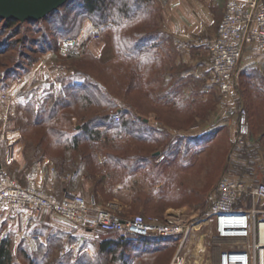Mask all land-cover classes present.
I'll return each mask as SVG.
<instances>
[{"label": "rangeland", "instance_id": "obj_1", "mask_svg": "<svg viewBox=\"0 0 264 264\" xmlns=\"http://www.w3.org/2000/svg\"><path fill=\"white\" fill-rule=\"evenodd\" d=\"M224 2L225 9L226 0ZM57 12L58 14L48 20L35 24L7 28L0 22V90L16 95L11 104L0 103V143L6 141L7 133L13 128L21 132V136L28 144L29 140L37 141L44 136L46 126L33 125L35 116L44 107L48 97L63 95L65 89L74 83L80 84L87 79L91 82L95 80L97 83L98 80L111 86L112 91H108L109 95L122 93L128 73L126 72L125 78L124 73H120L123 69V59L117 56L113 47L112 27L107 25L102 28L97 27L90 19L81 15L80 11L71 13L66 17L67 19L63 18L66 10L59 9ZM62 19H65L66 23L63 26ZM94 28L99 29L100 34L98 37L89 36L86 51L81 57L77 59L60 57V46L78 39L83 35L82 31L87 33ZM168 46L165 44L164 50L167 51L165 54H168L170 47ZM155 64L144 71V84L141 89L148 91L147 95H151L152 100L143 98L144 111L138 112L135 104L133 105V102L141 100L138 96L141 91L138 88L128 94L134 95L132 101L118 98L116 109L109 111V116L111 118L114 115L120 116L119 110H125L135 119L139 117L145 119L149 122V124L145 123L149 128L162 132L161 138L157 136L162 142L138 146L149 154L150 160L146 169L123 174L120 170L117 172L109 166H104L107 171L106 189L121 184L134 191L140 190L131 195L133 198L141 192L140 205L145 197L151 199H148L151 213H146L141 207L136 209L127 207L120 209L121 217L141 215L144 218H161L172 213H181L189 227L185 235L173 238L166 250H158L159 252L154 253L150 250H148L150 252L127 251L128 264H171L176 255L184 257L185 264H211L218 258L220 251L228 248L232 243L221 241L216 237L214 225L205 212L207 194L223 176L235 178L248 185L264 184V66L253 68L251 79H241L236 84V94L232 96L231 105L240 106L239 101L244 99L242 106L247 112L249 124L247 135L241 141H237V121L235 122L227 110L221 107L222 99L216 89L211 84V86L207 85V57L206 67L201 70L205 79L201 83L191 85H174L171 81L166 87L164 74H161L162 69L159 64L158 66ZM58 67H63L64 71L56 72L55 69ZM171 89L177 91L175 97H164L165 91ZM189 90L190 93H186ZM207 95L210 98L209 108H211V113H208L209 116L211 115L209 121H207ZM158 100L160 104L163 103L162 100L165 101L164 103L170 102L169 107L173 104L177 106L178 112L170 113V116L172 115L170 119L178 117L176 120L178 127H169L157 119L156 112L152 111L155 106L152 102ZM187 107L190 109L189 113ZM150 109L151 111H148ZM82 114L78 109L62 110L54 125L57 130L70 137L77 132L81 124L79 116ZM194 138L196 143L192 142L195 141ZM49 140L47 137V143L40 146L43 147L42 149H38L35 143L29 144L31 154L35 156L34 152L44 149L51 154L60 152L61 148H48ZM104 143L105 140L101 139L96 147ZM116 143L110 141L109 145ZM128 144L129 151H133L134 144L129 141ZM4 148L7 162H11L12 147L6 144ZM154 153L158 155L152 156ZM40 155L44 156L41 152ZM101 157L104 164L103 156ZM51 161L57 168L55 161ZM101 169L102 167L99 168V173ZM4 172L8 174L5 170ZM12 178L21 184L20 181ZM82 187H85L83 181ZM76 194L83 197L81 193ZM105 197L110 199L112 196L106 194ZM47 218L53 219L60 225L66 223L55 216ZM66 228L62 230L63 232H51V234L47 229L36 228L37 234L42 236L41 241L37 239L31 241L30 236L26 240L9 233L3 238V232L0 231V241L8 239L15 256L17 248L29 256L28 261H23L20 256L17 257L15 260L18 264H123L124 259L120 258L121 249L113 250L116 252L111 254L100 251V244L107 238L117 239L116 235L100 232L92 235H76L74 229L68 226Z\"/></svg>", "mask_w": 264, "mask_h": 264}, {"label": "built area", "instance_id": "obj_2", "mask_svg": "<svg viewBox=\"0 0 264 264\" xmlns=\"http://www.w3.org/2000/svg\"><path fill=\"white\" fill-rule=\"evenodd\" d=\"M82 36L59 48L63 59H77L86 51L90 35L100 30L82 31ZM206 44L210 84L221 97V107L237 121V141L248 133V115L244 107L229 104L235 95L236 80L244 53L252 49L264 55V1L226 0L224 14L215 37ZM63 72V67L55 69ZM16 95L0 90V103L11 104ZM118 121L119 116L114 115ZM206 213L214 225L216 237L231 242L219 255L218 264H264V184L248 185L229 176L221 177L207 194ZM0 210L23 211L30 219L47 213L86 231L116 235L120 243L137 238L168 239L185 235L189 227L180 213L161 218L141 215L121 217L113 203L89 206L76 193L62 197L40 190L32 175L22 185L0 168ZM31 225V224H30ZM38 240H41L37 237ZM171 264H185L176 255Z\"/></svg>", "mask_w": 264, "mask_h": 264}, {"label": "trees", "instance_id": "obj_3", "mask_svg": "<svg viewBox=\"0 0 264 264\" xmlns=\"http://www.w3.org/2000/svg\"><path fill=\"white\" fill-rule=\"evenodd\" d=\"M59 9L66 10V14L63 15L65 19L71 13L80 11L81 15L90 19L95 26L100 28L106 25L112 27L114 30L113 47L117 56L123 59V69L120 70V73H124V78L126 72L128 74L122 93L109 95V92L112 91L110 85L103 84L98 80L97 83L95 80L91 82L87 79L83 83H74V85L66 88L63 95L48 97L44 107L35 116L33 124L35 126H46V134L37 141L29 140V144L35 143L38 149H42L43 147L40 146L47 143L46 139L49 137L48 143L50 145L48 148L58 147L61 150L56 154H51L44 151V149L43 151L34 152V155L39 156L41 152L42 155L44 154V156L55 161L60 172L75 169L77 172L83 170L88 175L94 174L98 169L95 163L97 153L103 154L105 166L116 168L123 174L146 169L150 160L149 154L138 146L148 145L151 142L154 144L162 142V139L157 138V136L161 138L162 132L149 128L142 118L135 119L125 110H119V121L115 122L109 116V111L116 109L118 98L132 101L134 95L128 94L131 93V90L138 88L141 91L138 95L141 100L140 102H133L138 112L142 113L144 111L145 107L142 106V102L145 98L151 100V95H147L149 92L141 89L144 84V71L146 72L154 63H156V66L158 64L156 54L153 52L156 48L157 36L154 33L153 14L155 9L151 0H69ZM59 9L42 20H48V18L58 14ZM65 19L61 20L62 26L66 24ZM0 22L7 28L36 23H20L14 20H0ZM169 96L175 97V95L164 97ZM162 101V104L159 103V100L155 103L152 102V104H155L154 107L151 106L154 108L152 111L156 112L157 119L163 124L172 128L178 127L179 124L176 122L178 117L170 119L172 116H170V113L175 114L177 106L173 104L169 107L170 102L164 103L165 101ZM75 109L83 113L79 116L81 124L78 126L77 132L69 137L64 132L57 130L54 122L62 110L71 111ZM189 110L187 107V113H189ZM148 111H151V109ZM101 139L105 140V143L96 147ZM193 140L195 141L192 142H197L196 138ZM110 141H116L117 143L116 145H109ZM128 141L134 144L133 151H129ZM76 163H78L77 167L75 166ZM140 195L141 192L132 198L128 203L129 207L136 209L142 206L141 208L146 213H151V207L148 204L151 199L145 197L144 202L140 205ZM172 239L137 238L120 243L118 239L107 238L100 244V251L101 253L111 254L116 252L113 250L121 249L120 258L124 259L122 260L123 264H128L127 251L159 252L160 250H166ZM16 251L15 256L8 239H2L0 241V264H18L15 259L19 256L23 261L30 259L20 248H17Z\"/></svg>", "mask_w": 264, "mask_h": 264}, {"label": "crops", "instance_id": "obj_4", "mask_svg": "<svg viewBox=\"0 0 264 264\" xmlns=\"http://www.w3.org/2000/svg\"><path fill=\"white\" fill-rule=\"evenodd\" d=\"M224 1L225 0H151L154 8L157 9L153 14V19L155 20L154 33L157 36L156 48L153 52H155L157 63L162 69L161 74H164V80H166L164 83L166 87L171 81L174 85L201 83V81L205 79L201 70H204V67H206V57L207 85H210L207 48L206 44H202L200 41H209L215 37L218 24L224 12ZM165 44L170 46H168V54H165V52H167L164 50ZM263 66L264 55L258 54L252 49L247 50L240 63L236 84H238L241 79H251L253 77L251 75L252 69L262 68ZM184 91L186 90L184 89ZM176 92L177 91L174 89H171L169 91L166 90L164 94L176 95ZM186 93H190V90ZM209 99L207 95V121L211 118V115L209 116L211 113ZM243 100L244 99H242V101ZM232 101L233 99H230V105ZM242 101H239V104H241L240 106H242ZM232 119L236 122V119ZM144 120V123L149 124L147 120L146 122ZM5 140L4 143H0V168L20 181L22 185L25 184V176L29 174L34 177L37 187L44 192L53 194L57 197H62L66 193H81L86 203L91 207H101L106 203H113L118 209L129 207L130 205H128V203L132 200L131 195L140 191H134L132 188L129 189L121 184H116L114 187L106 189L107 171L104 169L105 165L102 164L101 156L103 155L100 153L96 154L95 163L96 167H98L97 173L88 175L83 170L77 172L75 169H67L64 172H60L54 166L50 158L45 156H33V153L31 154L29 144L25 141L26 139L21 136V132L18 129H11L7 133ZM6 144L13 149V158L11 162H7L4 148ZM157 155L158 153L152 154V156ZM75 166L77 167L78 163H76ZM100 167H102V169L99 173ZM113 170L118 172L116 168ZM82 181L85 187H82ZM106 194H110L112 197L110 199L109 197L106 198ZM123 198L130 201L123 200ZM47 217L53 218V216L45 213L31 221L30 216L26 212L0 210V231L3 232V238L6 237V233H9L14 237H21L26 240L29 239L28 237L30 236L31 241L36 240L37 237L42 240V236L37 234L36 228L47 229L50 234L51 232H63L67 229V226L74 229L76 235H92L95 233L94 231L82 232L80 229L64 222V224L62 223L63 225H60L54 222L53 219H48ZM182 219H185L183 215ZM221 252L222 251H220V253ZM220 253L218 254V258L213 260L211 264H218Z\"/></svg>", "mask_w": 264, "mask_h": 264}, {"label": "water", "instance_id": "obj_5", "mask_svg": "<svg viewBox=\"0 0 264 264\" xmlns=\"http://www.w3.org/2000/svg\"><path fill=\"white\" fill-rule=\"evenodd\" d=\"M69 0H0V20L36 22L62 7ZM146 122V120H144Z\"/></svg>", "mask_w": 264, "mask_h": 264}]
</instances>
